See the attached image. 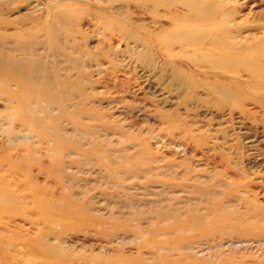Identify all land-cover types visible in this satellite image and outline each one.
I'll return each instance as SVG.
<instances>
[{"label": "rangeland", "instance_id": "1", "mask_svg": "<svg viewBox=\"0 0 264 264\" xmlns=\"http://www.w3.org/2000/svg\"><path fill=\"white\" fill-rule=\"evenodd\" d=\"M174 2L0 0V264H264V0Z\"/></svg>", "mask_w": 264, "mask_h": 264}, {"label": "bare ground", "instance_id": "2", "mask_svg": "<svg viewBox=\"0 0 264 264\" xmlns=\"http://www.w3.org/2000/svg\"><path fill=\"white\" fill-rule=\"evenodd\" d=\"M157 3L159 4H171L174 2V0H156ZM175 3V2H174ZM173 3V4H174ZM172 5V4H171ZM190 6L195 8L198 12V15L196 16L197 19L200 20V22L206 23V27H201L198 31L195 32H188V33H182V35L187 36L189 39V43L194 46H200L201 48L204 47V44L207 41H211V45H217L220 44L222 41L221 38H219L217 35H213L212 31H215L217 27H222L223 22H217V19H213V13L210 12L208 13L207 7L199 9L200 6H198L195 3H190ZM199 9V10H198ZM216 18V17H215ZM217 22V23H215ZM225 23V22H224ZM209 24L210 26H208ZM35 26V25H34ZM49 34L47 38H43L41 33L43 31L48 32ZM48 34V33H47ZM176 34V33H175ZM181 34V32H180ZM178 36V35H177ZM214 37L212 40L209 39V37ZM50 39H49V38ZM176 39V38H174ZM15 41V42H14ZM9 41L8 38H5V36H2L0 34V51L3 48H6L9 54L8 56L3 55L0 53V71H4L7 74L11 76H17L18 80L23 84L24 81H26L29 77H38V75H41V72L46 70L45 68V63L43 62L42 59H39L37 57H16L13 53L15 50H22L24 52L28 53H35L37 52L38 48H46L49 51H55L59 49V46L62 45L60 42V29L56 26H51L47 24V20L43 21L42 19H38L37 25L33 27L32 30H30L28 36H26L25 41H21L18 39ZM166 42L171 44L172 39H166ZM225 43V42H224ZM229 44V42H228ZM215 47V46H214ZM235 46H233L234 48ZM205 55L206 57H211L215 55L213 52L206 50ZM263 57L264 56V51H258V53H250L248 57L245 59L238 61L239 62H246V63H255V59L258 57ZM260 57V58H261ZM235 61V59H233ZM260 62V61H259ZM238 65V64H237ZM235 65V66H237ZM40 77V76H39ZM16 78V77H15Z\"/></svg>", "mask_w": 264, "mask_h": 264}]
</instances>
